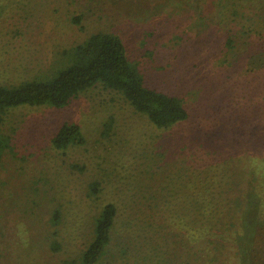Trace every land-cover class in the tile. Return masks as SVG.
<instances>
[{
    "label": "rangeland",
    "instance_id": "obj_1",
    "mask_svg": "<svg viewBox=\"0 0 264 264\" xmlns=\"http://www.w3.org/2000/svg\"><path fill=\"white\" fill-rule=\"evenodd\" d=\"M224 3L0 0V83L50 78L71 63L78 43L110 31L147 83L181 96L189 110L186 120L160 128L102 83L65 106L8 108L0 120V264L80 257L110 201L119 209L122 245L99 264L166 263L178 238L175 221L194 208L206 181L214 194L218 183L250 182L249 166L264 172L263 36L236 28L230 46L224 33L235 23L231 6L242 12L237 19L256 18L264 0ZM66 122L80 124L85 139L59 148L54 136ZM257 140L260 147L252 146ZM258 222L247 246L264 264L263 214Z\"/></svg>",
    "mask_w": 264,
    "mask_h": 264
},
{
    "label": "trees",
    "instance_id": "obj_2",
    "mask_svg": "<svg viewBox=\"0 0 264 264\" xmlns=\"http://www.w3.org/2000/svg\"><path fill=\"white\" fill-rule=\"evenodd\" d=\"M224 2L227 0H211L213 6H222ZM236 4L231 6V11L241 15ZM254 9L256 18L251 15L244 19L232 16L235 22L233 27L224 30L228 45L234 44L236 28L240 32L262 35L264 40V18L261 17L264 12L259 14L262 10L259 3ZM221 13L228 16L224 11ZM246 13L243 12L244 15ZM80 19L81 16L76 18L78 22ZM97 83L122 92L136 110L147 115L160 128L171 127L189 117V110L181 96L147 83L141 68L130 60L125 41L120 35L98 31L78 43L72 51L71 63L58 69L50 78L27 79L12 85L0 83V120L8 108L20 105L65 106L81 91ZM84 139L80 124L66 122L59 128L53 141L57 147L66 148ZM254 145L260 147V140L255 141ZM249 168L250 182L242 185L244 180L238 177L234 178V181L240 182L237 185L218 183L220 192L214 194L211 191L212 181H206L209 184L206 187L203 185V188L207 191L199 193L193 203L194 208L184 211L175 221L180 226L178 238L174 237L171 241L173 244L168 250L170 256L163 264H257L250 255L254 250L251 245L247 246V240L259 233L258 225L261 222L258 220L264 215V172H257L251 166ZM241 175H245V171ZM58 211L53 216L55 224L60 218ZM118 217L117 204L112 201L106 203L97 217L94 237L82 255L59 264H99L112 246L122 245L115 238ZM173 236L174 233L166 236V239Z\"/></svg>",
    "mask_w": 264,
    "mask_h": 264
}]
</instances>
